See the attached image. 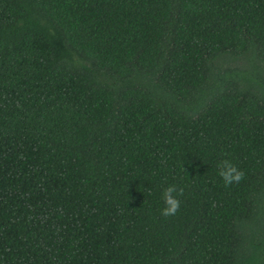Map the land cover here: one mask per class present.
<instances>
[{"label": "trees", "instance_id": "trees-1", "mask_svg": "<svg viewBox=\"0 0 264 264\" xmlns=\"http://www.w3.org/2000/svg\"><path fill=\"white\" fill-rule=\"evenodd\" d=\"M0 264H264V0H0Z\"/></svg>", "mask_w": 264, "mask_h": 264}, {"label": "clouds", "instance_id": "clouds-1", "mask_svg": "<svg viewBox=\"0 0 264 264\" xmlns=\"http://www.w3.org/2000/svg\"><path fill=\"white\" fill-rule=\"evenodd\" d=\"M218 175L223 179L225 186L232 183H239L244 178L243 171L239 170L228 160H224L217 165ZM175 194V195H174ZM183 195V189L170 185L163 189L162 199L165 207L161 209V215L164 217L175 215L180 208L178 196Z\"/></svg>", "mask_w": 264, "mask_h": 264}]
</instances>
